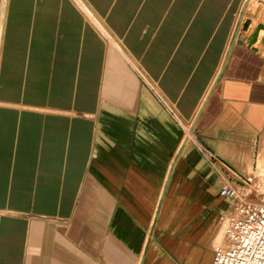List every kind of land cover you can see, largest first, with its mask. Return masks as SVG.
<instances>
[{
    "label": "crops",
    "instance_id": "0c3cea01",
    "mask_svg": "<svg viewBox=\"0 0 264 264\" xmlns=\"http://www.w3.org/2000/svg\"><path fill=\"white\" fill-rule=\"evenodd\" d=\"M252 1L0 0V264H212L264 178Z\"/></svg>",
    "mask_w": 264,
    "mask_h": 264
},
{
    "label": "built area",
    "instance_id": "2783aa9c",
    "mask_svg": "<svg viewBox=\"0 0 264 264\" xmlns=\"http://www.w3.org/2000/svg\"><path fill=\"white\" fill-rule=\"evenodd\" d=\"M221 194L233 198L234 191L223 187ZM224 237L225 246L214 249L212 264H264V196L228 214Z\"/></svg>",
    "mask_w": 264,
    "mask_h": 264
},
{
    "label": "rangeland",
    "instance_id": "374dc122",
    "mask_svg": "<svg viewBox=\"0 0 264 264\" xmlns=\"http://www.w3.org/2000/svg\"><path fill=\"white\" fill-rule=\"evenodd\" d=\"M262 3L264 4V0H262ZM257 6H261V5H258V3L257 2H254V1H252L249 5H247L246 7H245V9H244V13H243V16L245 17V18H249L250 16H252V14L256 11V9H257ZM263 6V5H262ZM86 8L87 7H85L84 9H85V11H86ZM243 10V9H242ZM86 13H87V11H86ZM87 15H88V13H87ZM241 18V17H240ZM89 20H91V18L89 17ZM242 20V19H241ZM247 21H245L244 22V24H243V26H242V28H244V25H245V23H246ZM240 25H241V23L239 24H237V28H236V30H235V32H234V35H233V38H234V36L237 34H239V33H241V32H244L245 31V28H244V30H242V31H239L240 30ZM245 37H248L249 36V34H247V33H245V34H243ZM252 182H255V179L253 180H251V181H249V184H251V186H252ZM230 183H231V185H233L235 188H236V190L238 191L237 193H236V195H234L233 196V198L231 199V200H235V203H237V205H240L241 203H250L251 201L250 200H253V199H255L256 197H260V196H264V178H261V180H260V182L258 183V187H256L255 186V188H251V187H247V186H245V187H247L248 189L246 190V192H243V193H241V191H243V190H245L244 188H241L239 185H237L236 183H235V181L234 180H231L230 181ZM256 185V184H255ZM253 186H254V183H253ZM246 194H248V195H246ZM248 197V199H246Z\"/></svg>",
    "mask_w": 264,
    "mask_h": 264
},
{
    "label": "bare ground",
    "instance_id": "6f19581e",
    "mask_svg": "<svg viewBox=\"0 0 264 264\" xmlns=\"http://www.w3.org/2000/svg\"><path fill=\"white\" fill-rule=\"evenodd\" d=\"M263 10H264V6H259L257 9H256V11H255V13L252 15V16H250V18L248 19V21L245 23V25H244V28H245V31H247V33L250 35L251 34V32H252V30H253V28L255 27V23H252V25L250 26V24H251V22L252 21H254V22H257V25H256V29L254 28V30H253V33H252V35H251V40H250V45H252L253 46V44H255V43H257V41H258V39L257 38H259V34L260 33H264V20L263 19H261V22H260V15H261V13L263 12ZM247 20V19H246ZM263 23V24H262ZM249 26H250V28H249ZM244 28H243V30H244ZM249 29V30H248ZM260 40V39H259ZM255 47V46H254ZM256 48V47H255ZM222 190V189H221ZM220 195L221 196H223L222 194H221V191H220Z\"/></svg>",
    "mask_w": 264,
    "mask_h": 264
}]
</instances>
